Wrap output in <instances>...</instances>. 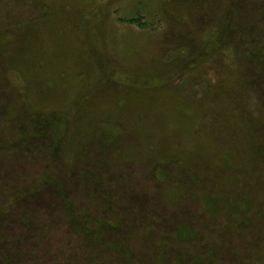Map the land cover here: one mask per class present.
Listing matches in <instances>:
<instances>
[{"label": "rangeland", "instance_id": "1", "mask_svg": "<svg viewBox=\"0 0 264 264\" xmlns=\"http://www.w3.org/2000/svg\"><path fill=\"white\" fill-rule=\"evenodd\" d=\"M52 1L0 0V132L15 139L9 143L0 136V167L10 168L7 179L12 183V190L0 199V241L7 245L1 251L4 264H97L95 246L89 243L95 234L104 235L112 251L123 252L126 264H173V250L179 251L176 264H264V209L258 221L252 214L264 199L231 209L228 200L236 196L216 198L215 193L207 199V217L178 219L165 229L154 222L150 203L120 196L122 186L137 181L124 172L110 185L85 181L89 186L83 189L75 181L74 196L72 190L66 195L61 183L76 164L86 165L84 144L105 133L123 141L117 151L122 160L173 159L166 169L155 166L150 172L152 178L163 176L156 184L161 182L160 195L172 205L184 201L186 182L201 188L207 183L228 186V194L234 195L241 186L264 185L258 142L259 135L264 137V76L261 87L241 85V61L217 41L196 57L201 45L214 41L210 31L229 0H215L211 6L218 7L217 15L207 16L203 23L199 18V24L198 0H56L57 7ZM103 5L101 13L98 6ZM109 19L112 24H106ZM113 31L116 41L104 40ZM139 32L154 37L153 49L135 37ZM184 34L190 41H177ZM134 40L147 54L134 51L132 59L120 61L118 54ZM109 76L114 77L93 90L95 82ZM111 89L114 95L104 102L105 91L109 94ZM48 116L55 118L46 127L50 135L42 150L27 151L26 160L15 156L17 142L31 139L33 125L45 126L41 121ZM225 131L228 137L219 139ZM41 161L43 169L38 167ZM46 183L51 190L43 195L46 204L24 208L30 198L27 191L37 193ZM5 201L14 204L10 213L4 212ZM35 215L41 220L29 231L14 228ZM253 225L260 233L255 257L250 243L240 245ZM79 233L88 241L84 246L78 242ZM231 239H236L232 253L244 252L237 259L227 257ZM16 252L32 255L18 262ZM109 262L119 264L117 256Z\"/></svg>", "mask_w": 264, "mask_h": 264}, {"label": "bare ground", "instance_id": "2", "mask_svg": "<svg viewBox=\"0 0 264 264\" xmlns=\"http://www.w3.org/2000/svg\"><path fill=\"white\" fill-rule=\"evenodd\" d=\"M200 9L197 13L200 14L201 7H202V13L198 16V24H199V18H202V23L204 19L212 15L216 16V8L213 7L211 4L215 0H198ZM173 4H180V1L172 2ZM208 3V5L206 4ZM97 4V3H96ZM104 4V3H103ZM250 4L251 7H248L247 5ZM52 6L57 7V1L53 0L51 3ZM207 6V7H206ZM105 5L98 6V11L103 12L105 11ZM178 9V8H177ZM190 9L193 11L194 6L190 7ZM175 11H180V9ZM223 13L221 16L217 17V24L215 28L210 31V34L214 41L210 38V42L206 44V42L200 46V52L196 55V57H200L201 54L208 51V46L213 47L214 42L217 41L223 44L227 47L229 54H234V56L241 61L242 71L243 74L240 77V84L243 86H260V82L262 79V75L264 76V22L262 21V14L264 12V0H229L227 5H224L223 7ZM177 15V14H175ZM113 23L112 21L107 20L106 24ZM201 24V23H200ZM99 29V27H97ZM96 29V27H95ZM52 34L53 36H56L53 32H48ZM145 33V32H144ZM147 33V32H146ZM136 38L144 39V42L147 44L146 49H153L155 44L153 43L154 37L150 34L142 35L143 33L139 32L136 33ZM180 37L177 38V41L186 43L187 41H190L191 36L190 35H179ZM115 40L116 41V32H112L110 34H106L104 40ZM135 44H129L125 49H123L122 53H119L117 58L120 59L122 62H127L128 60L132 59L134 57L133 53L140 51L141 54H147V52L140 48V46H143L139 44L137 41L134 40ZM111 47V45L107 44V50ZM114 51V50H113ZM107 52H112L107 51ZM215 52V50H214ZM136 55V54H135ZM263 66L261 67V65ZM163 66V65H162ZM161 70H164V68L160 67ZM159 68V69H160ZM127 75H124L126 77ZM114 76H109L108 79H101L98 81V83H94L93 90L98 89L103 85L104 83L108 82L110 79H113ZM128 77V76H127ZM92 87V86H91ZM105 91V90H104ZM102 91V92H104ZM107 91V90H106ZM105 91L103 96V101L106 102L107 95L108 97H111L114 95L116 91L114 89L108 90L109 94H106ZM112 92V94L110 93ZM101 92V94H103ZM94 102H96V99H93ZM260 112L264 114V101L260 103ZM136 113V112H135ZM134 113V114H135ZM133 114V116H134ZM54 116V115H51ZM55 117L48 116L46 119L41 121L45 126H42L40 123H35L33 125V136L30 137L31 139H28L24 143H19V148L16 150L15 156L17 155L20 159L26 160L25 156L26 152L32 149H41L42 145H44L45 139L50 135L46 127L53 122V119ZM2 133V134H1ZM229 135L228 131L223 132L218 137L219 139H226ZM0 136L4 139L9 140V143H14L15 139L11 138L10 135H7L3 132H0ZM47 136V137H46ZM259 147L261 151V158L264 159V137L259 135ZM213 137V136H212ZM5 140V141H7ZM123 144V141L121 138H109L106 136L105 133H99L97 139L91 141L90 143H86L83 146L82 149V155H85V164L82 165L81 163L76 164L73 169H71V175L69 179L63 178L61 183L63 184L65 188V193H69L70 190L73 191L72 184L75 183V181H79L82 184V188L85 189L89 185L85 183V181H94V183H106L108 185L112 184V179L116 176L119 172H124L129 175V178L132 180L135 179L136 183H129L125 185V187L122 186V189L124 191H120V196L124 199H128L129 201H138L143 205L148 204L151 211L154 212L155 215V221L157 222V226H162L165 229L171 228L173 225H175V221L178 219H196L200 220L198 217V214H203L204 217H207L205 215V208L207 207V199L208 197H214L215 193L216 198H220L221 195H233L236 196L233 200H228V203L231 206V209L236 208L237 206H243L245 208V205L248 206V202L253 201L255 202L260 201L259 199H256L257 197L260 199H264V185L256 187L255 184H247L244 186H241L243 189L238 195L228 194L230 191V187L228 186H218L213 183H207L204 184L203 187H197L194 186H187V182L183 185V196L184 201L175 205L170 204L167 199L164 197V195L159 192L158 184L156 182L163 179V176L159 178H152L151 173L152 170H154L155 166H160L161 169H166L173 163V159L169 160H152V159H145V158H139L136 161H129V160H122L119 156L117 151L121 148ZM42 150V149H41ZM46 150V149H43ZM32 152V151H31ZM28 158V157H27ZM19 163V162H18ZM41 164V165H40ZM44 162H38L39 169H43ZM159 167V168H160ZM38 169V170H39ZM10 170V168L6 167H0V199L4 197L5 192H9L12 189V183L11 180L7 179V173ZM136 171L135 177L130 176V172ZM38 172V171H37ZM128 172V173H127ZM163 172V171H162ZM161 172V173H162ZM206 172V171H205ZM209 173V172H208ZM207 174V173H206ZM204 174V176H206ZM45 173L39 174L40 178H44ZM216 175V173H215ZM43 176V177H42ZM11 174H10V177ZM92 179V180H90ZM191 179H194L191 177ZM84 181V182H83ZM150 181H153L155 183H152ZM194 181H191V184ZM70 184V186L68 185ZM72 185V186H71ZM50 186L45 185V189L43 188L41 191H37V193H32L33 191H27V197H30L26 202V204L23 205L24 208L30 209L31 207H34L33 209L37 208L39 205L46 204L47 200L46 197L43 195L45 193H50L51 190L49 189ZM217 187H221L222 192H217ZM195 189L198 193H200L201 197H197L195 194ZM47 191V192H46ZM72 194V192H71ZM195 194V196H194ZM159 195L162 196L163 202H159ZM21 196V195H20ZM74 196V191L73 195ZM159 197V198H158ZM201 200H198L200 199ZM238 198V199H237ZM237 199V200H236ZM256 199V200H255ZM6 208L4 209L5 213H10L12 208L14 207V204L8 201H5ZM153 203V204H152ZM42 204V205H43ZM243 208L242 213L239 214L240 219H244L246 215L243 213L245 212V209ZM264 209V202L259 203L256 208L252 209V214L254 215L253 218L257 220L259 213ZM3 212V213H4ZM34 215V214H33ZM51 215H56L54 212H51ZM36 217H26L25 221L22 222L21 227H17L15 223L14 228H20V232H25L30 230V226H34V224H38V222L41 220L38 215H35ZM206 220V218H204ZM260 220V219H259ZM0 219V225L1 223ZM258 221V220H257ZM35 222V223H33ZM33 223V224H32ZM50 223V222H49ZM264 223V220L262 224ZM51 224V223H50ZM259 225V224H258ZM254 226V225H253ZM175 227V226H174ZM76 231H79L80 227H75ZM257 227L254 226V228H250L248 232H245L243 236L240 238L242 241L240 245H246L250 243L252 249V254L254 253V257L257 255L258 252V245H257V237L260 233H258ZM20 234V233H19ZM56 236H51L50 238H55ZM78 242L84 246L88 241L84 236L79 233L77 235ZM22 242L26 241L25 237H21ZM19 238V240H21ZM91 241L89 243L93 244L95 247L92 249V255L95 257L97 264H112L109 262L110 258L112 256H117L119 260V264H126L125 262V255L123 252L120 251H112L110 248V242L107 240V238L104 235L95 234L93 237H91ZM102 239V242L99 244L98 239ZM42 244L47 245L48 241L45 238H41ZM236 239H231L229 242V252L227 253L228 258L237 259L238 257H241L244 253H232V248L234 247ZM5 242V240H3ZM2 240L0 241V264H4V258H1V251L2 249H5L7 245L3 244ZM227 247V248H228ZM80 248V252L81 249ZM238 248V247H237ZM227 250V249H226ZM226 250L223 252V255H226ZM172 258H173V264L178 263V260H176L179 251L173 250L172 252ZM32 254L28 253H20L16 252L13 254V257L18 261L21 262L22 258L23 261L27 258H29ZM223 260V258H220ZM180 261L183 260V256L179 259ZM231 263V262H230ZM233 263V262H232ZM10 264V262H9ZM135 264V263H134Z\"/></svg>", "mask_w": 264, "mask_h": 264}]
</instances>
